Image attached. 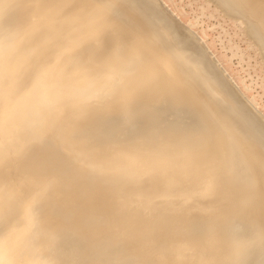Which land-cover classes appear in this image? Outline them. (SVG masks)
Listing matches in <instances>:
<instances>
[{
  "label": "bare ground",
  "instance_id": "6f19581e",
  "mask_svg": "<svg viewBox=\"0 0 264 264\" xmlns=\"http://www.w3.org/2000/svg\"><path fill=\"white\" fill-rule=\"evenodd\" d=\"M161 2L0 0V264H264V114Z\"/></svg>",
  "mask_w": 264,
  "mask_h": 264
},
{
  "label": "rangeland",
  "instance_id": "374dc122",
  "mask_svg": "<svg viewBox=\"0 0 264 264\" xmlns=\"http://www.w3.org/2000/svg\"><path fill=\"white\" fill-rule=\"evenodd\" d=\"M159 1L185 27L193 30V35L200 38L197 40L202 41L198 40V44L206 46L209 56L213 54V61H218L219 68L230 76V81L233 80L231 83L264 114V60L240 22L222 14L210 0Z\"/></svg>",
  "mask_w": 264,
  "mask_h": 264
}]
</instances>
